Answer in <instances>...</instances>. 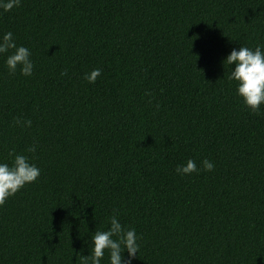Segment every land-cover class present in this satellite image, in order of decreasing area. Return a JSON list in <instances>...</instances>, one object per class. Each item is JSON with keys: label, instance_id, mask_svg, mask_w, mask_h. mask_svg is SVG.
Listing matches in <instances>:
<instances>
[{"label": "trees", "instance_id": "trees-1", "mask_svg": "<svg viewBox=\"0 0 264 264\" xmlns=\"http://www.w3.org/2000/svg\"><path fill=\"white\" fill-rule=\"evenodd\" d=\"M6 31L34 67L0 55V162L40 175L0 205V264H79L113 214L139 237L132 264H264V104L223 63L264 45V0H21Z\"/></svg>", "mask_w": 264, "mask_h": 264}, {"label": "clouds", "instance_id": "clouds-1", "mask_svg": "<svg viewBox=\"0 0 264 264\" xmlns=\"http://www.w3.org/2000/svg\"><path fill=\"white\" fill-rule=\"evenodd\" d=\"M21 0H0V12L10 11L19 7ZM0 55L10 73L19 68L24 76H31L33 62L30 59L29 48L17 45L11 31L0 34ZM223 63L233 65L228 71L227 79L235 82V94L240 97L245 107L258 112L264 104V45L257 44L254 48L239 45L232 48L225 56ZM101 70L94 68L84 73L83 78L94 83ZM64 73L62 72L61 75ZM12 123L30 127L31 120L16 117ZM35 145L27 151L34 152ZM9 155H12L10 151ZM200 168L194 160L188 159L177 164L174 171L179 175H187L200 170L211 171L214 164L205 158L200 161ZM40 175V169L23 154L12 155L11 163L0 162V205L14 195L25 184L34 182ZM138 235L134 228L121 224L116 214L108 218L105 230H96L91 236V251L87 255L79 254V264H101L105 251L108 253V264H132L139 250ZM127 253L125 256L123 253Z\"/></svg>", "mask_w": 264, "mask_h": 264}]
</instances>
